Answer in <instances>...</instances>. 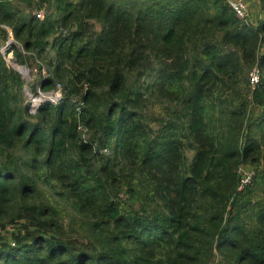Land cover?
I'll use <instances>...</instances> for the list:
<instances>
[{"label": "trees", "instance_id": "16d2710c", "mask_svg": "<svg viewBox=\"0 0 264 264\" xmlns=\"http://www.w3.org/2000/svg\"><path fill=\"white\" fill-rule=\"evenodd\" d=\"M0 44V264H264V17L0 0ZM9 52L61 98L31 113Z\"/></svg>", "mask_w": 264, "mask_h": 264}, {"label": "rangeland", "instance_id": "374dc122", "mask_svg": "<svg viewBox=\"0 0 264 264\" xmlns=\"http://www.w3.org/2000/svg\"><path fill=\"white\" fill-rule=\"evenodd\" d=\"M239 2L242 1L245 5H246V18L248 19L249 22H251L253 25L257 24V22H259L263 17H264V11L262 10L259 1L258 0H238ZM35 11L37 10H30V12L33 14L35 13ZM40 11L42 12V19L44 18V16L46 15V10L45 9H40ZM40 18V19H41ZM95 27L97 30H99L100 28V24L96 23ZM12 38V37H11ZM10 38V39H11ZM3 45V44H0ZM1 47V46H0ZM49 55H53V51L49 52ZM5 60H6V64L10 67H12L13 64V56H12V52H9L8 54L5 55ZM30 68H28L26 65H24L27 68V71L21 72V76L24 79V85H23V89H24V101H28L30 104V99L31 97L35 96L36 93L31 89L35 87V83L37 80V66L41 65L42 69L45 71L44 73H46V76H48V69L46 67V64L43 61H38L37 59H34L33 62H30ZM20 65V64H18ZM255 111H258L257 106L254 107ZM150 111L152 113H157L160 111V105H156L155 107H151ZM155 123V122H154ZM154 128L156 127V125H154ZM105 153H109V151H106ZM185 154L187 156V159L190 161L191 158L193 157V150L190 149H185ZM245 167L249 168V169H255V166L248 163V164H243ZM121 192V193H120ZM120 197L123 198V200H125L126 198V194L123 191H120ZM217 256H215V259L212 258L213 262L217 263ZM214 264V263H213Z\"/></svg>", "mask_w": 264, "mask_h": 264}, {"label": "built area", "instance_id": "2783aa9c", "mask_svg": "<svg viewBox=\"0 0 264 264\" xmlns=\"http://www.w3.org/2000/svg\"><path fill=\"white\" fill-rule=\"evenodd\" d=\"M229 2L231 6L233 7V9L235 10L237 16H239L240 18L246 16L247 14L246 5L242 1L239 2L238 0H229ZM34 15L40 19L42 17V12L40 10L35 11ZM7 44L9 43L7 42ZM0 50L3 54H5L6 45L2 46ZM258 79H259L258 71L256 70V68H254L250 73V77H249L250 83L252 85H255ZM32 90L36 93V95L31 97L30 99L29 109L31 113H35L37 107L41 103L46 102V101L56 103L62 96L59 86L57 89L44 92L41 90L39 85H36L35 88ZM249 168L245 167L244 165L238 166L237 168V173L239 175L238 190H241L242 188L245 187V185H247L248 183L252 181L255 171L253 168L252 169H249Z\"/></svg>", "mask_w": 264, "mask_h": 264}, {"label": "water", "instance_id": "95a60500", "mask_svg": "<svg viewBox=\"0 0 264 264\" xmlns=\"http://www.w3.org/2000/svg\"><path fill=\"white\" fill-rule=\"evenodd\" d=\"M11 42H12V38L8 40V43H9V44H10ZM13 63H14L15 65H18V63H16V62H13ZM19 66H21L22 69H24V70L27 71V68H26L24 65H19ZM12 68L15 69L16 71H18L20 74H21V72L23 71V70H21V69L16 68L13 64H12Z\"/></svg>", "mask_w": 264, "mask_h": 264}, {"label": "bare ground", "instance_id": "6f19581e", "mask_svg": "<svg viewBox=\"0 0 264 264\" xmlns=\"http://www.w3.org/2000/svg\"><path fill=\"white\" fill-rule=\"evenodd\" d=\"M26 72V70H24Z\"/></svg>", "mask_w": 264, "mask_h": 264}]
</instances>
